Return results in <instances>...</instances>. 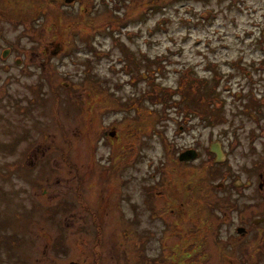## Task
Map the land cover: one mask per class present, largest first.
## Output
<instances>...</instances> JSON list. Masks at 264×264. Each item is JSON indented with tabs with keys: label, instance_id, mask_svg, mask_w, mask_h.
<instances>
[{
	"label": "rangeland",
	"instance_id": "374dc122",
	"mask_svg": "<svg viewBox=\"0 0 264 264\" xmlns=\"http://www.w3.org/2000/svg\"><path fill=\"white\" fill-rule=\"evenodd\" d=\"M258 101L264 0H0V230L27 264H132L160 247L175 264L184 241L221 264L228 228L208 211L195 226L180 200L222 204L225 191L177 155L215 138L248 148L242 110Z\"/></svg>",
	"mask_w": 264,
	"mask_h": 264
},
{
	"label": "flooded vegetation",
	"instance_id": "af4514ba",
	"mask_svg": "<svg viewBox=\"0 0 264 264\" xmlns=\"http://www.w3.org/2000/svg\"><path fill=\"white\" fill-rule=\"evenodd\" d=\"M87 1L90 2V0ZM102 1L105 2V0ZM218 102L217 104H221ZM249 105L251 107H248ZM249 105H245L242 112L251 120H254L256 126L252 130L247 131L248 148L240 147L239 137L227 142L222 141L220 138H215L210 141L204 152L195 145H191L180 150L177 155L178 160L182 163L184 161L195 162L198 159L200 163L202 161L201 169L204 171L206 178L219 177V181L214 183V187L217 190L225 191V194L221 198H217V200L222 201V204L216 201L213 203L209 201L212 200L210 198L200 197L199 199L197 197L192 198L186 202L185 194L182 196L183 200H180V205L194 204L196 211L192 215L188 214V216L191 217V221L195 226L200 225L206 211H208L209 216L212 213L220 224L228 228L229 231H225V235L220 238L218 246H216L217 257L220 259L219 262L221 264H247L249 262L250 264H264V101L250 102ZM178 127V132H180L188 126L180 124ZM191 150L196 152L194 158L180 159V155L183 152ZM235 150L239 151L242 160L239 167L233 166L230 162L231 154ZM216 151L220 153L219 158ZM246 158H253L250 164H244L243 160ZM189 172L187 179L191 178L190 190L194 189L195 192L198 181H192L191 175L195 171L190 170ZM186 173L184 175H187ZM182 192L180 191V193ZM201 211H204V213ZM183 216L185 217V215ZM202 227L208 229L206 223ZM185 230H182V233L186 236L188 230ZM0 232L3 233L0 234V251L5 255V258L1 260H16V264H27L29 258L22 257L18 251L20 239L15 238L18 234L8 229L0 230ZM191 235L195 240L193 244L194 249L199 247V250H202L204 247L199 242L201 235L198 234V230L191 232ZM48 236L51 235L48 234ZM50 241H46L44 244L41 259L47 257L45 254L47 249H52V243L49 245ZM63 242L64 235L63 237L62 235H58L56 247L59 252L66 253L68 251L66 250V246H63ZM185 243L187 241H184ZM184 244L182 242L180 249L177 250L178 259L174 261L175 264H202L211 255L206 251L198 258L197 253L193 250L184 252L182 248L186 249L187 247ZM160 250L154 259L148 260L149 258L138 255L132 264L138 262L140 258L145 259V264H163L165 261L164 250L161 247ZM113 256L115 259L125 257L127 258V263L125 264H129L128 255L115 254ZM96 263L98 262L96 261ZM68 264L86 263L70 259Z\"/></svg>",
	"mask_w": 264,
	"mask_h": 264
},
{
	"label": "water",
	"instance_id": "95a60500",
	"mask_svg": "<svg viewBox=\"0 0 264 264\" xmlns=\"http://www.w3.org/2000/svg\"><path fill=\"white\" fill-rule=\"evenodd\" d=\"M6 54V51L3 52V56ZM217 152V155H218V158L220 157V153L218 151ZM196 155V152L194 150H191V151H185L183 152L181 155H180V159H190V158H194Z\"/></svg>",
	"mask_w": 264,
	"mask_h": 264
},
{
	"label": "trees",
	"instance_id": "16d2710c",
	"mask_svg": "<svg viewBox=\"0 0 264 264\" xmlns=\"http://www.w3.org/2000/svg\"><path fill=\"white\" fill-rule=\"evenodd\" d=\"M145 74H146V72H145ZM183 77H184L185 79H189V78H190V75L186 73V74L183 75ZM155 86H157V88H159V89L162 88V86H160L159 84H155Z\"/></svg>",
	"mask_w": 264,
	"mask_h": 264
}]
</instances>
